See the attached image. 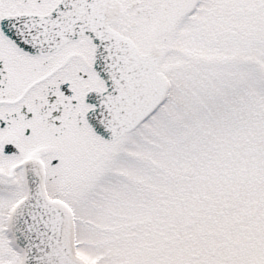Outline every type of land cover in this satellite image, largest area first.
Returning <instances> with one entry per match:
<instances>
[{"label":"snow or ice","instance_id":"1","mask_svg":"<svg viewBox=\"0 0 264 264\" xmlns=\"http://www.w3.org/2000/svg\"><path fill=\"white\" fill-rule=\"evenodd\" d=\"M0 264H264V0H0Z\"/></svg>","mask_w":264,"mask_h":264}]
</instances>
